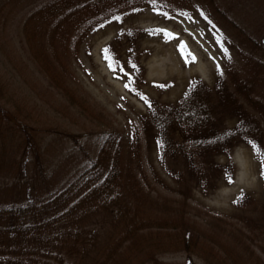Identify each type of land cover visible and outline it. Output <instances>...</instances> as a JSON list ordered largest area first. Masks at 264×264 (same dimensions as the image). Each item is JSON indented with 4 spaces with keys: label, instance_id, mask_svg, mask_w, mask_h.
<instances>
[{
    "label": "rangeland",
    "instance_id": "obj_1",
    "mask_svg": "<svg viewBox=\"0 0 264 264\" xmlns=\"http://www.w3.org/2000/svg\"><path fill=\"white\" fill-rule=\"evenodd\" d=\"M42 1L47 0H0V74L19 96L38 103L42 115L31 142L39 152H45L40 154L41 162L49 165L52 180L67 178L89 163L93 153L91 138L95 137L88 136L89 131L112 127L116 132L113 141L119 139L122 144L120 154H111L115 158L109 164L121 169L146 168L148 172L153 165L157 171L159 182L152 185L149 198H143L144 213L139 211L133 221H140L143 216L170 218L169 213H159L154 198L177 197L181 204L176 207L189 214L188 222L195 225L203 241L230 248L241 264L248 261L251 250L263 254L264 158L252 144L238 141L228 152L215 153L209 148L206 162L199 159L193 167L198 169L199 163L208 168V174L213 172L214 164L223 169L208 179L211 182H205L208 177L200 181L205 185L199 187L196 171L182 177L190 164L188 158L172 154L174 150L180 152L175 149L178 145H183L186 152L193 151L188 141L195 137L194 132L172 125L174 133L166 131L163 138L155 127L144 130L150 108L179 107L194 82L214 91L225 67L230 72L232 68L241 71L254 85L257 79L261 82V52H250L207 0H160L159 6L145 1L136 4V0L94 1L95 5L74 10L62 24V31L69 36L63 58L58 39L54 43L65 63L64 85L74 96L70 100L48 85L23 49V21ZM216 1L228 5L250 30L264 37V0ZM107 10L111 12L107 18L93 19ZM213 97L219 101L217 93ZM214 107L218 127L232 128L237 121L232 109L218 103ZM6 108L11 109L10 105ZM10 125L11 118H0V159L23 160L27 154L28 166H33V146L22 144L24 140L17 137L18 126L12 129ZM71 133L78 143L71 140ZM168 140L171 152L166 148ZM17 170L0 172V177H13ZM166 172L177 175L173 176L176 181ZM51 185L41 184L37 198L47 195ZM85 220L67 230L90 232L93 225L109 226L112 221L107 210ZM186 261L180 251L161 256L162 264ZM196 264H201L199 258ZM258 264H263V260L259 259Z\"/></svg>",
    "mask_w": 264,
    "mask_h": 264
},
{
    "label": "trees",
    "instance_id": "obj_2",
    "mask_svg": "<svg viewBox=\"0 0 264 264\" xmlns=\"http://www.w3.org/2000/svg\"><path fill=\"white\" fill-rule=\"evenodd\" d=\"M94 1L98 3V0L42 1L26 16L21 27L24 30L23 49L28 59L46 77L49 86L70 100L74 96L64 85L63 71L66 68L62 59L67 52L64 46L69 36L62 31V24L70 19L74 10L81 11L86 6H92ZM143 1L154 6H159L160 2L136 0L135 3ZM207 3L219 18L236 31V37L241 38L240 41L250 52L260 51L261 59L264 57V37H260V32L250 30L223 2L207 0ZM110 13L107 10L103 16L95 15L93 19H105ZM56 39L62 58L54 45ZM226 69L220 72L214 91L194 82L185 92L179 107L150 108L148 119H144L147 126L144 130L155 127L161 131L163 138L166 131L174 133L172 125L194 132L195 137L188 141L193 151L186 152L183 145H178L180 147L175 149L180 152L172 150V154L188 158L190 164L182 177L192 170L196 171L198 183L207 177L206 180L213 179L223 169L221 165L214 164L213 174H208V168L199 163L198 169L193 167L199 159L206 162L209 148L215 153L228 152L238 141H244L252 144L264 158V76L261 82L257 79L254 85L236 68L230 69L233 72ZM6 80L0 74V118H11L10 126L12 129L18 126L20 133L17 137L24 140L21 143L33 146V166H28L27 154L23 160L12 158L6 162L0 159V172L7 174L18 169L13 177H0L6 179L0 181V261L3 264H162L161 256L165 252L178 251L185 255L186 264H196L198 258L201 264H241L230 248L211 246V243L202 240L195 225L188 222L189 214L176 207L181 204L177 197L170 200L154 198L159 213H169L170 218L143 216L140 221H133L139 211L144 213L143 198H149L153 192L152 185L159 182L157 171L153 165L148 172L146 168L138 170L128 166L121 169L109 164L115 158L111 154H120L122 144V140L113 141L116 132L112 127L106 131L94 128L89 131L88 136L95 135L91 138L93 153L89 163L71 172L67 178L53 181L49 165L41 162L45 152H39L31 142L42 115L38 103L28 102L25 96H19ZM215 93L219 99L217 102L213 97ZM215 103L230 111L232 109L236 114L237 121L232 128L218 127L213 116ZM6 105H10L17 114ZM69 136L78 143L73 133ZM167 146L171 152L169 140ZM166 173L176 181L177 175ZM178 179L179 176L177 182ZM43 183L52 185L47 195L37 198ZM204 185L201 183L198 186ZM54 207L57 209L54 210ZM45 208L47 213L43 214ZM101 210H107L111 215L109 226L93 225L90 232L88 229L67 230ZM36 239L38 244H35ZM251 253L243 264H258L259 259L264 264V249L263 254L253 250Z\"/></svg>",
    "mask_w": 264,
    "mask_h": 264
},
{
    "label": "snow or ice",
    "instance_id": "obj_3",
    "mask_svg": "<svg viewBox=\"0 0 264 264\" xmlns=\"http://www.w3.org/2000/svg\"><path fill=\"white\" fill-rule=\"evenodd\" d=\"M161 31H164V30H161ZM105 51H107V49H105ZM107 58V57H106Z\"/></svg>",
    "mask_w": 264,
    "mask_h": 264
}]
</instances>
